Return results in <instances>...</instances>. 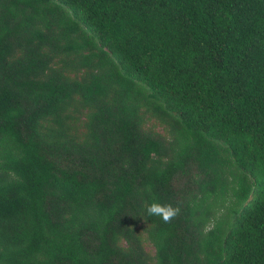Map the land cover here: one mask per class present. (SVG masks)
<instances>
[{"label": "trees", "instance_id": "16d2710c", "mask_svg": "<svg viewBox=\"0 0 264 264\" xmlns=\"http://www.w3.org/2000/svg\"><path fill=\"white\" fill-rule=\"evenodd\" d=\"M0 264H264V0H0Z\"/></svg>", "mask_w": 264, "mask_h": 264}, {"label": "clouds", "instance_id": "9594fccd", "mask_svg": "<svg viewBox=\"0 0 264 264\" xmlns=\"http://www.w3.org/2000/svg\"><path fill=\"white\" fill-rule=\"evenodd\" d=\"M181 209L178 206L171 204H161L159 202H152L146 205V213L149 217H159L163 223H170L177 218ZM146 222V221H145Z\"/></svg>", "mask_w": 264, "mask_h": 264}]
</instances>
